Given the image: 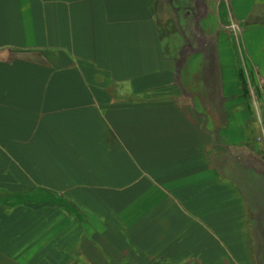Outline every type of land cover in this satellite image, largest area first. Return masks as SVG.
<instances>
[{
    "label": "crops",
    "instance_id": "obj_1",
    "mask_svg": "<svg viewBox=\"0 0 264 264\" xmlns=\"http://www.w3.org/2000/svg\"><path fill=\"white\" fill-rule=\"evenodd\" d=\"M183 1L0 0V264H264V0Z\"/></svg>",
    "mask_w": 264,
    "mask_h": 264
},
{
    "label": "rangeland",
    "instance_id": "obj_2",
    "mask_svg": "<svg viewBox=\"0 0 264 264\" xmlns=\"http://www.w3.org/2000/svg\"><path fill=\"white\" fill-rule=\"evenodd\" d=\"M189 1H193V4L195 3V1L196 0H184L183 2H184V4H182L187 10L189 9V6L191 5L190 4V2ZM182 2V3H183ZM171 10V6L168 4V11H170ZM174 13V12H173ZM172 16H174L173 14H172ZM174 19L175 20H177L178 21V17H177V15H176V18H175V16H174ZM185 24V23H184ZM175 34H178V36H179V34H180V32H174L173 34H172V36H177V35H175ZM179 37H181V36H179ZM170 40H171V37L169 36L167 39H166V44L167 45H169L170 44Z\"/></svg>",
    "mask_w": 264,
    "mask_h": 264
},
{
    "label": "built area",
    "instance_id": "obj_3",
    "mask_svg": "<svg viewBox=\"0 0 264 264\" xmlns=\"http://www.w3.org/2000/svg\"><path fill=\"white\" fill-rule=\"evenodd\" d=\"M261 127H262V135L264 136V119L262 120Z\"/></svg>",
    "mask_w": 264,
    "mask_h": 264
}]
</instances>
